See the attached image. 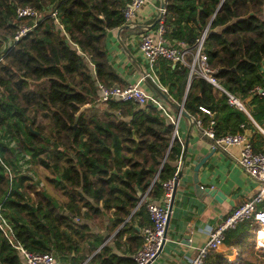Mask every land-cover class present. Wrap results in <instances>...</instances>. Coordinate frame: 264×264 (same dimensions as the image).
I'll use <instances>...</instances> for the list:
<instances>
[{
  "label": "trees",
  "instance_id": "1",
  "mask_svg": "<svg viewBox=\"0 0 264 264\" xmlns=\"http://www.w3.org/2000/svg\"><path fill=\"white\" fill-rule=\"evenodd\" d=\"M126 3L0 0V159L14 174L9 180L0 163L1 214L25 249L52 253L61 263L84 261V257L70 255L77 250L74 236L88 232L86 224L73 220L82 207L90 210L99 201L108 207L114 201L121 212L115 222L122 223L139 203L137 192L149 189V197L162 196V182L175 175L182 157V144L177 135L172 137L173 123L152 102L141 106L108 101L106 111L113 120L78 113L81 105L94 103L97 82L111 85L118 80L107 61L103 39L107 29L126 27L122 14ZM164 3L168 41L187 44L191 50L187 60H191L196 39L207 28L204 48L209 65L216 69L218 85L243 101L264 130V97L253 95L245 103L250 89L264 88V0ZM25 6L41 15L18 18L17 8ZM22 25L29 29L13 41ZM142 30L136 26L130 31ZM155 76L166 88L157 91L156 98L172 108L183 103L192 119L200 118L205 124L212 119L217 136L236 133L243 124L253 129V137L264 138L243 110L228 103L226 93L201 76L193 74L189 80L187 66H172L161 59ZM42 79L47 80V88H29L30 81ZM150 80L145 79L147 91ZM38 113L49 123L37 122ZM251 144L258 151L252 137ZM36 163L48 171L45 179L34 171ZM44 181L62 190L68 200L59 202ZM145 215L144 227L151 221L141 203L131 220ZM127 228L132 227L125 225L121 232ZM254 230L253 221L247 220L224 233L223 244L237 249L238 264H264V253L254 250ZM101 243L102 239L95 240L93 249ZM108 253L104 245L86 264H112L115 257ZM228 254L211 252L204 264H235L228 261ZM126 261L135 264L133 259ZM0 264H22L19 251L1 229Z\"/></svg>",
  "mask_w": 264,
  "mask_h": 264
},
{
  "label": "crops",
  "instance_id": "2",
  "mask_svg": "<svg viewBox=\"0 0 264 264\" xmlns=\"http://www.w3.org/2000/svg\"><path fill=\"white\" fill-rule=\"evenodd\" d=\"M160 7L161 0H148L135 13V17L132 20L133 27H125L122 30H119V28L106 30L103 45L107 51V61L118 76V80L113 84L124 86L135 83L143 76L147 66L138 48L139 34L141 32L135 34V32H131L130 30L139 26L143 30L154 32L157 24L153 26L152 19L159 15ZM176 41L179 40H175L174 42ZM157 64L158 62L155 66ZM172 66L175 65L172 64ZM92 73L94 75V71ZM155 82L162 91L166 90L164 86L159 84L157 79H155ZM145 83V80L141 83L143 88H145ZM148 91L150 92V90ZM250 98L249 96L245 100V103H248ZM96 101L98 104L101 103L106 106L107 102ZM92 104L86 103L85 105ZM181 104L183 105V103ZM165 107L173 116L178 111L176 107L172 108L167 104H165ZM248 116L253 125L259 130L261 127L249 114ZM118 120H121V117H118ZM253 133L254 131L251 129L249 140L251 141V137L255 139L258 142V152L264 153V138L253 137ZM176 135L183 148V159L182 162L180 161L182 175L179 179L172 204L165 243L152 264H189V259L203 245L212 227L221 221L234 207L254 196L258 188L257 181L245 174L235 162L234 157L239 155L238 146H230L227 151L220 148L212 151L209 139L201 137L195 125H191L190 119L183 116L178 120ZM209 153H211L210 156L199 168L198 179L199 183L203 186H211L220 191L225 196V199L221 202H217L210 197H197L191 188V184L187 187L192 178V160L202 158ZM44 183L45 188L49 192H60V195H58L59 202L68 200V197L63 194L62 190H56L54 185L48 181H44L42 184ZM137 195L141 197L143 193L137 192ZM161 197L158 199L150 198L158 202L161 200ZM107 204L108 207H105L99 201L95 204L92 203L93 208L90 210L82 207L80 216L73 218L75 223H83L88 226V232H85V235L74 236L77 250H72L70 254L75 258L84 257V261L81 264H86L104 245L108 247V254L115 257L112 264H127L126 260L132 259V253L141 245V230L146 222V215L131 220V216L137 208L139 210L141 203H138L135 208L131 209L130 214L119 224H116L115 221L121 215L120 210L117 211L114 201H110ZM142 204L144 203L142 202ZM257 208L264 209V200L257 204ZM64 211L66 212V210ZM84 212H86V216ZM125 225L132 228H127L126 231L121 232L122 227ZM185 234L189 235L188 240L183 239V235ZM101 239L102 243L93 249L95 240L100 241ZM254 250L255 252L257 251L255 249V242ZM217 252H231V254L227 255L228 261L235 262L236 259L239 261L237 249L234 247L227 248L223 244ZM54 258V264H66L61 263L56 256ZM22 264H24L23 259ZM104 264L108 263L105 262Z\"/></svg>",
  "mask_w": 264,
  "mask_h": 264
},
{
  "label": "built area",
  "instance_id": "3",
  "mask_svg": "<svg viewBox=\"0 0 264 264\" xmlns=\"http://www.w3.org/2000/svg\"><path fill=\"white\" fill-rule=\"evenodd\" d=\"M147 2L148 0H127L126 5L122 9L124 24H132L135 13ZM16 13L18 18L26 16L38 18L41 15L31 6L19 7L17 8ZM165 14V7H160V18L157 21L156 30L154 32L143 30L139 34L138 48L147 66L143 76L135 83L124 86L119 84L107 85L97 82V100L105 103L112 100L132 102L141 106L148 102H152L160 108L173 123L174 129L172 137H174L178 127V120L182 116L181 110L178 109L175 116H173L167 111L163 102L141 85V83L147 78L155 81V65L159 60L165 59L170 61L173 65L187 66L189 68V80L193 74L203 77L217 87L219 91L226 93L227 101L230 105L243 110L248 115L249 113L246 110L243 101L226 92L216 81L214 76L216 69L209 65L208 56L204 48L206 30H204L196 39L191 60H187V56L191 54L190 47L180 40L170 43L166 38L167 25L165 23ZM51 16L54 17L55 12H52ZM28 29L29 28L25 25L20 26V29L14 34L12 40H18ZM253 95L264 97V88L260 86L253 87L249 90V96L251 97ZM202 110L210 116L212 115V113L205 108H202ZM190 121H193V125H195L201 137L209 139L212 149L220 148L221 150L227 151L230 146H238L239 155L234 157L235 162L245 174L257 181L258 188L254 196L234 207L221 221L212 227L208 232V237L203 245L200 246L189 259V264H204L209 253L217 252L223 246L225 231L233 229L239 223L247 220H251L254 223L255 249L258 253H264V209L257 208V204L264 200V153L253 150L249 136L245 133L247 128L244 127L243 124L240 126L242 130L236 133H225L217 136L214 129V121L212 119L206 124L203 123L200 118H191ZM259 130L264 135V130L261 128H259ZM0 163L4 166L5 173L9 180H11L14 177V174L1 159ZM180 165L181 162L179 161L178 168ZM176 173L172 178L162 182L163 194L160 201H154L148 196L149 189H147L140 197L139 203H144L151 222L150 225L142 228L141 245L131 255L135 264H152L165 243V228L169 214L168 206L174 180L176 179ZM0 229L3 231L11 245L19 251L24 264H54L55 258L52 253L30 252L16 240L11 226L1 214V209ZM233 263L237 264L239 261L236 259Z\"/></svg>",
  "mask_w": 264,
  "mask_h": 264
},
{
  "label": "water",
  "instance_id": "4",
  "mask_svg": "<svg viewBox=\"0 0 264 264\" xmlns=\"http://www.w3.org/2000/svg\"><path fill=\"white\" fill-rule=\"evenodd\" d=\"M164 4H165L164 0H161V7H164ZM159 18H160V16L158 15L157 18H156V22L159 20ZM125 26L128 28V27H133L134 25L131 24V23H127ZM122 29H123V27L119 28V30H122ZM205 30H207V28ZM147 79H150V78H147ZM150 84H151L150 92L154 96H156L157 91L161 90V88L152 79L150 80ZM187 89H188V87H187ZM175 107L177 109L181 110V115L183 117L191 120V117L185 112V110L183 109L182 105H176ZM191 125H193V121H191ZM245 133H246L247 136H249L250 133H251V129L248 128L245 131ZM212 151H215V149H212ZM210 154L211 153H209L208 155H206V156H204L202 158L193 159L192 160V165H193L192 178H191V182L188 184L187 187H189V185L191 184V186H192L191 188L193 189V191H194V193L196 194L197 197H200V198L210 197V198L214 199L217 202H221L222 200L225 199V196L220 191H218L216 188H213L211 186H203L202 184L199 183V179H198L199 168L204 164L205 160L208 158V156H210ZM182 159H183V157L180 160L181 162H182ZM181 175H182V168H181V165H180L178 170H177V173H176V179L174 180V185H173V189H172L171 196H170V201H169V206H168L169 214H168V221H167L166 228H165V235L167 234V227H168V223H169L170 212H171L172 204H173V201H174V197H175V194H176V191H177L178 182H179V179L181 178ZM183 239L184 240H188L189 239V235H186V234L183 235Z\"/></svg>",
  "mask_w": 264,
  "mask_h": 264
},
{
  "label": "rangeland",
  "instance_id": "5",
  "mask_svg": "<svg viewBox=\"0 0 264 264\" xmlns=\"http://www.w3.org/2000/svg\"><path fill=\"white\" fill-rule=\"evenodd\" d=\"M47 87H48V82L46 79H42V80H38V81H30V84H29V88L33 91H37L41 88H47ZM96 100H97V97L94 98V103L92 105H85V104L81 105L78 113H83V115L87 118L92 116V115H95V116H98L102 119L113 120V118H112L113 116L111 114H109V112L106 111L105 104H101V103L98 104V102ZM36 120H37V122L41 121L43 124L49 123V120L46 117L42 116L41 113H38ZM44 133L47 134V128L44 131ZM34 171L41 178H44L46 173L48 172L44 169V167H42L38 163L34 164ZM53 192L56 193L57 195H60L59 191H53Z\"/></svg>",
  "mask_w": 264,
  "mask_h": 264
},
{
  "label": "bare ground",
  "instance_id": "6",
  "mask_svg": "<svg viewBox=\"0 0 264 264\" xmlns=\"http://www.w3.org/2000/svg\"><path fill=\"white\" fill-rule=\"evenodd\" d=\"M261 235H263V234H261Z\"/></svg>",
  "mask_w": 264,
  "mask_h": 264
}]
</instances>
